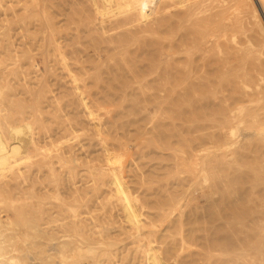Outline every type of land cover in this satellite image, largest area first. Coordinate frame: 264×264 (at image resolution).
I'll return each instance as SVG.
<instances>
[{
  "label": "rangeland",
  "instance_id": "obj_1",
  "mask_svg": "<svg viewBox=\"0 0 264 264\" xmlns=\"http://www.w3.org/2000/svg\"><path fill=\"white\" fill-rule=\"evenodd\" d=\"M94 1L0 0V129L24 120L33 142L31 158L0 176L7 256L68 264L80 246L81 264H148L153 248L163 264H264V85L254 52L264 22L251 20L255 0L207 4L202 36L188 22L157 29L182 12L176 0L130 31L114 27L123 13L98 17ZM122 36L131 43L116 48Z\"/></svg>",
  "mask_w": 264,
  "mask_h": 264
},
{
  "label": "bare ground",
  "instance_id": "obj_2",
  "mask_svg": "<svg viewBox=\"0 0 264 264\" xmlns=\"http://www.w3.org/2000/svg\"><path fill=\"white\" fill-rule=\"evenodd\" d=\"M97 1V0H96ZM96 1H94L95 3H96ZM100 2H101V8L99 9H97L98 11H97V13L99 14V16L98 17H100L101 16V18H103L102 16L105 14V13H108V11H110V10H113L114 12L115 11H117L118 13H121V15H122V13L124 14L123 15V19L121 20V21H119V22H116V23H114V27H117V28H119V27H124V26H127L128 27V30L130 31V29H131V27H132V24H138V23H140V22H144V21H146L151 15H157L158 16V14L160 15L161 13H163V11H166V9H167V7H166V5L164 4V2L166 1V0H99ZM168 1V0H167ZM177 2H176V6H174V7H177V6H179V8L180 9H182V12H180L179 13V15L177 16V17H175V18H173V20L171 19V18H169V19H167V20H164V21H162V22H160L159 20V22H158V26H157V24H156V26H157V29H162V28H165V27H167L168 25H170L171 26V23L174 21V22H177L178 23V25L176 26V27H180L181 28V26H179V24H181V23H183V24H185V22H188V23H190L191 24V31H192V29H193V33L191 34V35H193L194 33H196V35H197V33L199 34V32H200V30H201V28L205 25L206 26V24H207V26H206V28L205 29H207V27H211V25H209V21H208V19L207 20H205V16H203L204 17V19L203 18H201V17H199L200 16V14H203L204 12H206V10H207V8H208V5L207 4H210L211 5V3H214V1H217V0H189L190 2H188L187 0H176ZM187 1V2H186ZM232 2H235L236 4V6H238V4L240 3L241 4V2H240V0H231ZM243 2H246L247 0H242ZM239 2V3H238ZM242 2V3H243ZM238 3V4H237ZM255 3L257 4V9H256V6L255 7H250L249 8V12H250V16H251V20L253 21V23L257 26V27H260L261 28V21L263 20V22H264V0H255ZM216 5V4H215ZM212 7H213V5H212ZM240 7H242V5L240 6ZM96 9V8H95ZM172 9H173V7H172ZM209 9V8H208ZM213 9V8H212ZM221 9V8H220ZM208 11V10H207ZM211 11V10H210ZM236 12H237V10H236ZM110 13H113V12H109L108 13V15L110 14ZM243 13V12H242ZM164 14V13H163ZM163 14H162V16H163ZM174 14V13H173ZM107 14H105L104 16H108ZM112 15V14H111ZM120 15V14H119ZM166 15V14H165ZM113 16H115V15H113ZM118 16V15H117ZM117 16H115V17H117ZM167 16V15H166ZM170 16V15H169ZM202 16V15H201ZM211 16H212V14H211ZM238 16V15H237ZM244 16V15H243ZM160 17V16H159ZM214 17H215V15H214ZM100 18V19H101ZM121 18V17H120ZM154 18H157V17H154ZM153 18V19H154ZM210 18V17H209ZM235 18V17H234ZM97 19V18H96ZM104 19V18H103ZM152 19V20H153ZM237 19V18H236ZM107 20V19H106ZM108 20H109V18H108ZM151 20V19H150ZM211 20V19H210ZM219 19L217 18V21H218ZM220 20H222V19H220ZM154 21V20H153ZM172 21V22H171ZM108 22V21H107ZM107 22H105V23H107ZM113 22V21H112ZM148 22V21H147ZM146 22V23H147ZM156 22V23H157ZM210 22H212V21H210ZM98 23L100 24V27H101V32H102V30L104 29V27H102L101 25H105V24H103V22H102V19H101V21L99 22L98 21ZM110 23V22H109ZM145 23V22H144ZM155 23V22H154ZM153 23V24H154ZM235 23V22H234ZM99 24H98V26H99ZM108 24V23H107ZM174 24H176V23H174ZM214 24V23H213ZM220 24V23H219ZM233 24V23H232ZM131 25V26H130ZM142 25V24H141ZM109 26V25H108ZM170 26H169V28H170ZM204 26V27H205ZM106 27V26H105ZM137 27V26H136ZM183 27V26H182ZM226 26H224V28H225ZM126 27H124V29H125ZM130 28V29H129ZM134 28V27H133ZM168 28V27H167ZM184 28V27H183ZM182 28V29H183ZM123 29V28H122ZM127 29V28H126ZM222 29V28H221ZM233 29V28H232ZM231 29V30H232ZM131 30H133V29H131ZM228 30V29H227ZM123 31V30H122ZM126 32H127V30H126ZM126 32H125V34H126ZM154 32V31H153ZM213 32V31H212ZM120 33H121V30H120ZM149 33V32H148ZM190 33V32H189ZM235 33V32H234ZM104 34H106V33H104ZM184 34H185V32H184ZM200 34H201V32H200ZM210 34V33H209ZM225 34V33H224ZM223 34V35H224ZM126 35H128V33L126 34ZM231 35V34H230ZM185 36V35H184ZM201 36H202V34H201ZM210 36V35H209ZM208 36V37H209ZM225 36V35H224ZM227 36V35H226ZM132 37V36H131ZM130 36H122L121 38H119L118 39V37H117V44H118V46L116 47V48H120V46H122L125 42H128V40L131 38ZM182 37V36H181ZM199 37V36H198ZM221 37V36H220ZM233 37V36H232ZM114 38V37H113ZM146 38V37H145ZM144 38V39H145ZM150 38H152V37H150ZM155 38V37H154ZM153 38V39H154ZM157 38V37H156ZM184 38V37H183ZM183 38H181V39H183ZM115 39V38H114ZM143 39V40H144ZM188 39V38H187ZM192 39H193V37H192ZM217 39V38H216ZM113 40V39H112ZM133 40V39H132ZM137 40V39H136ZM136 40H135V42H136ZM140 40H142V39H140ZM194 40V39H193ZM201 40H203V39H201ZM200 40V41H201ZM160 41V40H159ZM158 41V42H159ZM187 41V40H186ZM134 42V43H135ZM183 42H185V40L183 41ZM188 42V41H187ZM194 42V41H193ZM202 42V41H201ZM129 43V42H128ZM131 43V42H130ZM129 43V44H130ZM161 43H162V41H161ZM205 43V42H204ZM185 44V43H184ZM200 44V43H199ZM198 44V45H199ZM206 44V43H205ZM205 44H203L204 46H205ZM214 44H216V42L215 43H213L212 42V45H214ZM159 45H160V42H159ZM212 45H211V48H212ZM217 45H218V42H217ZM216 45V46H217ZM126 46V45H125ZM195 46V45H194ZM215 46V45H214ZM213 46V47H214ZM220 46V45H219ZM127 47V46H126ZM144 47L145 48H149V47H153V43L152 42H145L144 43ZM199 47V46H198ZM122 48V47H121ZM184 48V47H183ZM182 47H181V49H183ZM197 48V47H196ZM205 48V47H204ZM215 48V47H214ZM213 48V49H214ZM217 48V47H216ZM199 49V48H198ZM198 49H196V51L198 50ZM203 49V48H202ZM206 49H209L210 50V46H209V48L207 47ZM218 49V48H217ZM231 49V48H230ZM118 50V49H117ZM122 51V50H121ZM202 51L203 50H198V52H201L202 53ZM205 51V50H204ZM203 51V52H204ZM234 51V50H233ZM123 52V51H122ZM124 52H125V50H124ZM221 52V51H220ZM255 53H258V55L261 57H258V59L260 60V59H262V61H261V63H262V67H263V74L262 73H260V74H262L261 76H259V78H258V80L259 81H261V83L264 85V30L262 31V36L259 38V40H258V43H257V46H256V48H255V51H254ZM199 54V55H202V54ZM208 53V50H207V52L204 54V55H206ZM211 53V52H210ZM233 53V52H232ZM209 54V53H208ZM202 56V57H204L203 59H205L206 57L205 56ZM210 55V54H209ZM192 56V55H191ZM187 57V56H186ZM201 57V58H202ZM122 59V58H121ZM207 59H209V58H207ZM215 59V58H214ZM202 60V59H201ZM187 62V61H186ZM200 62V61H199ZM202 62H203V60H202ZM101 63V62H100ZM103 64H105V63H103ZM233 64V63H232ZM231 64V65H232ZM223 65V64H222ZM261 66V64H259V67ZM180 68V67H179ZM231 68H233V67H231ZM226 69V68H225ZM260 69H262L261 67H260ZM227 70H228V68H227ZM232 71V70H231ZM224 72V71H223ZM230 72V71H229ZM225 73V72H224ZM228 72H226V74H227ZM204 74V73H203ZM223 74V73H222ZM230 74V73H229ZM225 75V74H224ZM232 75V74H231ZM132 76H135V74L134 75H132ZM203 76V75H202ZM229 76V75H228ZM167 77V76H166ZM222 76H220V78H221ZM227 77V76H226ZM172 78V77H171ZM214 78H215V80L216 81H218V84L220 83V79H219V77L215 74V76H214ZM232 78V77H231ZM234 78V77H233ZM192 79V78H191ZM219 79V80H218ZM229 79V78H228ZM164 80H166V78L164 79ZM225 80V79H224ZM213 81V80H212ZM227 81V80H226ZM233 81V80H232ZM234 81H235V79H234ZM201 82V81H200ZM223 82V81H222ZM225 82V81H224ZM167 83V82H166ZM216 83V82H215ZM171 84H172V82H171ZM225 84V83H224ZM209 85V84H208ZM227 85V84H226ZM177 86V85H176ZM189 86V85H188ZM261 86V85H260ZM259 85H257V88H259L260 87ZM262 88V87H261ZM186 89V88H185ZM77 91V90H76ZM193 95H196V96H198L199 98L200 97H202L203 98V96H204V94L200 91H198V92H196V91H194V90H191L190 91ZM216 92V91H215ZM259 92V91H258ZM86 94V93H85ZM186 94V93H185ZM184 94V95H185ZM206 94V93H205ZM208 94V93H207ZM166 95V94H165ZM187 95V94H186ZM213 95V94H212ZM82 96V95H81ZM84 96V95H83ZM209 96V95H208ZM171 97V96H170ZM204 97H207V95H205ZM82 97H80V99H81ZM82 100H84V99H82ZM248 102H250V101H248ZM21 110H20V112L23 110L22 108H20ZM258 110V109H257ZM1 112V111H0ZM257 112V111H256ZM222 113H220V115H221ZM248 115V114H247ZM253 115H255V114H253ZM252 116V115H251ZM233 117V116H232ZM253 117V116H252ZM223 118V117H222ZM1 119V118H0ZM19 120V119H18ZM252 120V119H251ZM2 121V120H1ZM0 121V122H1ZM229 126V125H228ZM7 127V126H6ZM249 128V127H248ZM26 130H28V124H26L25 122H24V120L23 121H20V123L19 124H13L12 126H10L9 125V127H8V129H7V131H5L4 133H6V135L5 134H3L2 133V131H1V129H0V176L2 177L3 175H4V173L3 172H5L6 170H10V169H12L13 167H15V166H19V165H22L23 163H26V161H28L31 157H30V153H31V151H30V148L29 147H31L30 146V143H33V142H31V139L29 138V135H27V133H28V131H27V133H26ZM243 131V130H242ZM246 132V131H245ZM30 133V132H29ZM6 136V137H4V136ZM248 138V137H247ZM246 138V139H247ZM253 139V138H252ZM247 141H248V139H247ZM34 146H35V143L33 144ZM33 145H32V147H33ZM33 150H35L36 149V146L35 147H33L32 148ZM31 149V150H32ZM37 150V149H36ZM108 157V156H107ZM107 161H109V160H107ZM111 161V160H110ZM110 164V163H109ZM113 166V165H112ZM116 169V168H115ZM114 173H117V172H114ZM113 173V174H114ZM112 174V175H113ZM245 176V175H244ZM244 176H243V178H244ZM111 183L116 187L115 188V190L117 191V193H119L118 195H121L122 196V201H124V204L122 205V207H123V212H124V214H125V218L124 219H126V223H129L130 225H132V226H134L135 228L137 227V225L139 224V221L140 220H138V218H137V213H136V210H134L133 209V207H132V205H131V203H130V201H129V197L127 198V196H128V194H125V191H124V188H123V184H122V181H121V179H119V177L116 175V174H114L113 176H112V178H111ZM125 185V184H124ZM127 191V190H126ZM127 195V196H126ZM131 199V198H130ZM121 204V203H120ZM121 208V207H120ZM136 208V207H135ZM249 211V210H248ZM243 212V211H242ZM240 213V212H239ZM238 213V214H239ZM254 213V212H253ZM252 213V214H253ZM139 214V213H138ZM241 214H239V216H240ZM236 216H238V215H236ZM246 216V215H245ZM242 217H243V214H242ZM256 217V216H255ZM258 217V216H257ZM256 217V218H257ZM237 218H239V217H237ZM236 218V219H237ZM247 218V217H246ZM242 220H243V218H241ZM264 219V218H263ZM244 220H247V219H244ZM253 220V219H252ZM258 220V219H257ZM259 222V221H258ZM9 223V222H8ZM73 223V222H72ZM254 223V222H253ZM145 224V223H144ZM256 224V223H255ZM13 225V224H12ZM11 225V226H12ZM18 225V224H17ZM72 225L74 226V224H71V227H72ZM76 226V225H75ZM75 226L73 227V228H75ZM139 226V225H138ZM78 227V226H77ZM142 227V226H141ZM1 228H2V223L0 222V238L1 237H3V230L4 231H6L5 230V228L2 230V232H1ZM140 228V227H139ZM138 228V229H139ZM144 229V228H143ZM35 230V232H37V238L38 239H40L41 237V239H43V237H44V234H43V232H41V231H39V230H36V229H34ZM8 232V231H7ZM133 233H135V232H133ZM8 234H9V232H8ZM12 235H11V238L10 237H8V238H10L9 239V242H10V244L9 243H7V244H9L10 245V247L12 248V251L14 252H17V254H18V244H19V236H18V233H16V232H13L12 231V233H11ZM6 235V234H5ZM8 236H10V235H8ZM66 236H64V238H65ZM45 238V237H44ZM63 238V237H62ZM69 238V237H68ZM76 238V237H75ZM3 241V240H2ZM2 241L0 240V264H38V262H37V258L35 257V255L34 254H28V255H25V257H23L22 258V256L21 255H14V256H7V252H6V248L4 247V243H2ZM72 241H73V239H72ZM72 241H70L69 242V240H67V241H63V242H61L60 243V245H61V247H67V245H69V243H70V245H71V243H72ZM74 244V243H73ZM8 246V245H7ZM79 248H80V246H75V248H74V254H72V256H68V257H66V259L67 258H71V261L70 262H68V264H81L80 263V261H79V254H78V251H79ZM151 250H153V248L151 249V248H148V250L145 252L146 253V262L148 263V264H163V263H161V261L159 260V258L157 257V256H155L152 252H151ZM145 251V250H144ZM154 251V250H153ZM155 252V251H154ZM156 254V253H155Z\"/></svg>",
  "mask_w": 264,
  "mask_h": 264
}]
</instances>
